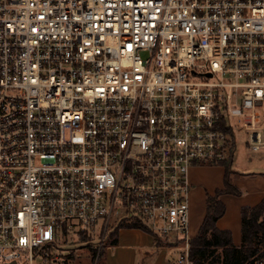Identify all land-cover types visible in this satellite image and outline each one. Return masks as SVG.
<instances>
[{"label": "built area", "instance_id": "obj_1", "mask_svg": "<svg viewBox=\"0 0 264 264\" xmlns=\"http://www.w3.org/2000/svg\"><path fill=\"white\" fill-rule=\"evenodd\" d=\"M236 123L264 151V0H0V264L134 217L194 264L191 169Z\"/></svg>", "mask_w": 264, "mask_h": 264}, {"label": "rangeland", "instance_id": "obj_2", "mask_svg": "<svg viewBox=\"0 0 264 264\" xmlns=\"http://www.w3.org/2000/svg\"><path fill=\"white\" fill-rule=\"evenodd\" d=\"M234 137L235 148L230 164V178L231 182L237 185L240 190L243 189L247 192L246 195L223 194L220 196L226 206V213L219 221L220 226L226 225L225 223L230 221L239 223L240 205L255 201L262 194L264 188L262 180L264 172L263 149L254 151L248 147V134L241 123H236ZM223 173L224 165L220 163L197 165L191 169V176L196 184L190 202L191 231L196 232L195 234H197L205 214V193H213L216 188L223 185ZM114 221L116 219L112 220V222ZM117 225L111 223L107 227L104 237L101 234L102 240L94 234L91 240L84 241L71 233L69 238L59 239L57 241L60 248L59 254L65 264H138L139 255L151 252L156 256L154 261H158V255H169L168 262L173 264L177 249L168 248V246H164L165 243L160 245L163 248H157L159 246L155 243L153 233L144 229H140V232L130 229V227L117 228ZM229 226L233 225L230 223ZM112 237H117L115 244L111 243ZM147 261L148 258L145 259V262Z\"/></svg>", "mask_w": 264, "mask_h": 264}, {"label": "trees", "instance_id": "obj_3", "mask_svg": "<svg viewBox=\"0 0 264 264\" xmlns=\"http://www.w3.org/2000/svg\"><path fill=\"white\" fill-rule=\"evenodd\" d=\"M232 156L221 162L224 165L223 185L213 193H205V214L190 242V256L194 264H264V200L254 205H243L240 209L241 242L235 245L228 229H220L216 221L225 213L223 194L239 195L240 189L231 182L230 164ZM132 227L149 231L155 235L157 246L166 243L159 238L140 218L134 217L126 223H119L117 228ZM117 237H112L115 244Z\"/></svg>", "mask_w": 264, "mask_h": 264}, {"label": "crops", "instance_id": "obj_4", "mask_svg": "<svg viewBox=\"0 0 264 264\" xmlns=\"http://www.w3.org/2000/svg\"><path fill=\"white\" fill-rule=\"evenodd\" d=\"M233 155V154H232ZM262 180H263V186H264V172L262 173ZM191 180H192V190H191V194H190V202H191V196H192V193H193V190H195V181H193V179H192V176H191ZM239 188V187H238ZM240 189V188H239ZM241 192H240V194L239 195H246V190H243V189H241L240 190ZM225 195H227V194H225ZM228 195H233V194H228ZM262 200H264V188H263V190H262V194L260 195V196H258V198L257 199H255V201H249V202H245L243 205H254V204H256V203H258V202H260V201H262ZM225 204V203H224ZM243 205H240V209H241V207L243 206ZM225 208H226V206H225ZM190 213H191V217H192V212H191V204H190ZM225 213H226V209H225ZM224 213V214H225ZM224 214L216 221V225H217V227L218 228H220V229H228V230H230V232H231V235H232V242L235 244V245H239L240 244V242H241V217H240V220H239V223H238V221H234V222H227V223H225L226 225H223V226H220L219 225V221L221 220V218L224 216ZM232 224L233 226H229V224ZM201 224V223H200ZM238 226H239V228H238ZM130 229H134V230H137V231H140L141 232V230H140V228H132V227H130ZM240 231V232H239ZM196 232H193V234H195ZM239 233H240V235H239ZM166 245H164V246H168V248H173L172 246H170V245H168L167 243H165ZM117 246V245H116ZM157 248H163L162 246L160 247H157ZM140 257H139V262H138V264H169V262H168V257H170L169 255H158V261H154L155 260V258H156V256H154L153 254H152V252L151 253H146V254H141V255H139ZM141 258V259H140ZM146 258H148V261L147 262H145V259ZM152 258H154L153 260H152Z\"/></svg>", "mask_w": 264, "mask_h": 264}]
</instances>
